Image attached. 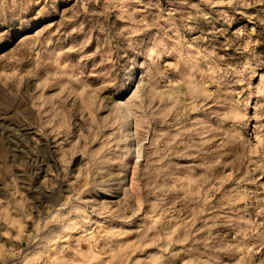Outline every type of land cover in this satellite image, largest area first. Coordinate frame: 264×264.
Returning a JSON list of instances; mask_svg holds the SVG:
<instances>
[{
  "label": "rangeland",
  "instance_id": "obj_1",
  "mask_svg": "<svg viewBox=\"0 0 264 264\" xmlns=\"http://www.w3.org/2000/svg\"><path fill=\"white\" fill-rule=\"evenodd\" d=\"M0 264H264V0H0Z\"/></svg>",
  "mask_w": 264,
  "mask_h": 264
}]
</instances>
